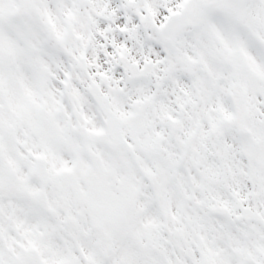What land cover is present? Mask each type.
Wrapping results in <instances>:
<instances>
[{"label": "snow or ice", "instance_id": "obj_1", "mask_svg": "<svg viewBox=\"0 0 264 264\" xmlns=\"http://www.w3.org/2000/svg\"><path fill=\"white\" fill-rule=\"evenodd\" d=\"M0 264H264V0H0Z\"/></svg>", "mask_w": 264, "mask_h": 264}]
</instances>
